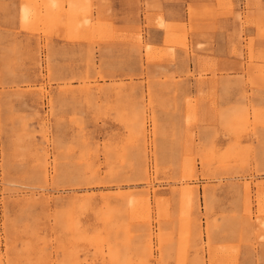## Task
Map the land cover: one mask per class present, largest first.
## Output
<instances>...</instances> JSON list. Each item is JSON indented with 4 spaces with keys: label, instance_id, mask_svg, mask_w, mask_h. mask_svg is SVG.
Returning a JSON list of instances; mask_svg holds the SVG:
<instances>
[{
    "label": "rangeland",
    "instance_id": "374dc122",
    "mask_svg": "<svg viewBox=\"0 0 264 264\" xmlns=\"http://www.w3.org/2000/svg\"><path fill=\"white\" fill-rule=\"evenodd\" d=\"M218 8L248 51L219 89L211 6L145 13L152 46L109 0H0V264H264V5Z\"/></svg>",
    "mask_w": 264,
    "mask_h": 264
},
{
    "label": "crops",
    "instance_id": "0c3cea01",
    "mask_svg": "<svg viewBox=\"0 0 264 264\" xmlns=\"http://www.w3.org/2000/svg\"><path fill=\"white\" fill-rule=\"evenodd\" d=\"M113 4L121 6L120 12L123 14L121 19L122 25L126 23L139 24L140 33L145 41L152 46H162L165 38V30L155 24L146 25L145 13L150 14L151 21H154L157 15H160L164 23H188V5L200 6L208 5L213 8L211 17L200 19L201 29L199 31L187 33V39L195 44L199 42L202 45V56L212 61V67L215 70V76L210 72L206 74L208 83L222 84L226 79L225 71H231L233 81L238 84H244L245 76H241L242 58H246L247 50L240 49L239 55H233L231 50V41L229 33L238 29V21L232 20L231 17H224L222 10L218 8L219 0H109ZM235 1V0H234ZM264 5V0H261ZM241 8V5H239ZM153 23V22H152ZM244 35H254L255 29L251 26L243 27ZM235 41V39H233ZM232 41V42H234ZM175 52L178 49L174 48ZM239 51V48H238ZM174 66L167 65V68ZM257 84H264V79L256 80ZM217 89V90H218ZM257 98H264V88L255 89Z\"/></svg>",
    "mask_w": 264,
    "mask_h": 264
},
{
    "label": "bare ground",
    "instance_id": "6f19581e",
    "mask_svg": "<svg viewBox=\"0 0 264 264\" xmlns=\"http://www.w3.org/2000/svg\"><path fill=\"white\" fill-rule=\"evenodd\" d=\"M263 219H264V217H263ZM260 221V220H259ZM263 226V225H262Z\"/></svg>",
    "mask_w": 264,
    "mask_h": 264
}]
</instances>
